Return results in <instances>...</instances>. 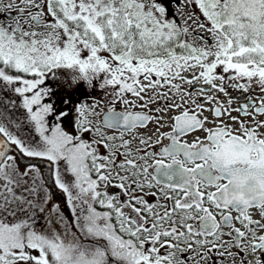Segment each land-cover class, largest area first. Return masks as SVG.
<instances>
[{"label": "snow or ice", "instance_id": "1", "mask_svg": "<svg viewBox=\"0 0 264 264\" xmlns=\"http://www.w3.org/2000/svg\"><path fill=\"white\" fill-rule=\"evenodd\" d=\"M0 264H264V0H0Z\"/></svg>", "mask_w": 264, "mask_h": 264}, {"label": "water", "instance_id": "2", "mask_svg": "<svg viewBox=\"0 0 264 264\" xmlns=\"http://www.w3.org/2000/svg\"><path fill=\"white\" fill-rule=\"evenodd\" d=\"M40 166L44 169L45 175H48V176L51 175V173L48 172V165L47 164H41ZM49 182L51 183V181H49Z\"/></svg>", "mask_w": 264, "mask_h": 264}, {"label": "flooded vegetation", "instance_id": "3", "mask_svg": "<svg viewBox=\"0 0 264 264\" xmlns=\"http://www.w3.org/2000/svg\"><path fill=\"white\" fill-rule=\"evenodd\" d=\"M74 98H75V96H74ZM85 98H86V97H83V96L80 97V99H85Z\"/></svg>", "mask_w": 264, "mask_h": 264}]
</instances>
